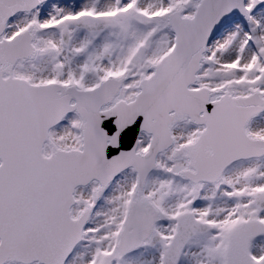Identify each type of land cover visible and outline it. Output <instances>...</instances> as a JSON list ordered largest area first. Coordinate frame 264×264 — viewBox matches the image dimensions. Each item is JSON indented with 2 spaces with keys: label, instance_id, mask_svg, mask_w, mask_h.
I'll list each match as a JSON object with an SVG mask.
<instances>
[{
  "label": "snow or ice",
  "instance_id": "snow-or-ice-1",
  "mask_svg": "<svg viewBox=\"0 0 264 264\" xmlns=\"http://www.w3.org/2000/svg\"><path fill=\"white\" fill-rule=\"evenodd\" d=\"M0 264H264V0H0Z\"/></svg>",
  "mask_w": 264,
  "mask_h": 264
}]
</instances>
